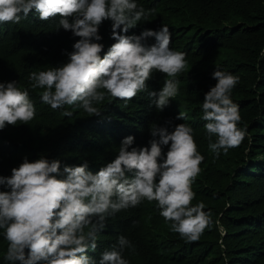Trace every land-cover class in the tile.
I'll return each mask as SVG.
<instances>
[{"label":"clouds","instance_id":"clouds-1","mask_svg":"<svg viewBox=\"0 0 264 264\" xmlns=\"http://www.w3.org/2000/svg\"><path fill=\"white\" fill-rule=\"evenodd\" d=\"M32 10L42 21L59 17V27L79 37L67 52L66 63L28 77L32 89H43L41 102L62 110L63 117L71 119L77 109L101 116L96 105L106 95L110 101H131L147 91L153 71L167 79L158 91H148L151 104L162 111L177 96L176 77L186 68V54L171 48L166 24L159 30L127 35L146 15L136 0H0V24H19ZM106 20L112 21L115 42L101 56L99 28ZM149 37H155V43L148 44ZM211 77L216 83L204 94L201 119L206 122L208 150L219 158L239 147L247 130L239 127V105L231 99L240 77L218 66ZM35 116L27 89L18 87L17 81L0 82V130L29 124ZM176 119L187 121V113L179 111ZM168 125L171 120L151 127L152 139L143 147L133 146L134 136L124 137L116 157L95 173L87 161L65 164L61 170L60 160L41 156L34 161L25 157L10 176L0 175V186L7 189L0 190V236L7 241L4 260L8 264H129L123 251L133 245L124 235L98 260L88 252L97 250L98 235L110 217L145 200L155 202L159 215L170 222L169 230L185 243L198 242L213 223L219 226L203 201L192 203L196 196L192 184L204 161L193 128L186 122L171 130ZM163 146H168L166 152ZM221 233L226 230L221 228Z\"/></svg>","mask_w":264,"mask_h":264},{"label":"trees","instance_id":"trees-1","mask_svg":"<svg viewBox=\"0 0 264 264\" xmlns=\"http://www.w3.org/2000/svg\"><path fill=\"white\" fill-rule=\"evenodd\" d=\"M146 10L144 18L127 35H139L145 29L159 30L163 24L172 36L171 48L186 54V68L176 79L178 94L159 111L151 104L148 91H158L167 77L153 71L147 91L131 101L111 100L106 95L101 116H88L74 110L71 119L43 104L32 89L29 74L58 67L68 60L67 52L79 37L59 27V17L42 21L35 10L19 24H0V82L17 81L27 89L36 107L29 124L8 125L0 130V175L10 176L11 169L23 159L41 156L77 166L87 161L95 173L112 161L124 137L134 136V147L148 145L151 127L169 130L186 122L193 128L199 152L204 156L202 171L192 184L196 193L193 204L203 201L211 210L213 223L200 240L185 243L171 232L170 222L159 215L155 202L143 201L110 217L98 235L95 252L117 244L124 235L133 245L123 256L129 264H264V0H136ZM112 21L99 28L104 52L115 41L111 38ZM155 43V37L147 39ZM239 76L231 93L242 117L239 127L247 136L239 147L219 158L208 150V139L201 119L204 94L214 86L215 67ZM259 95V100H257ZM67 107V106H66ZM179 111L187 121L177 120ZM215 141V137H213ZM167 151L168 146H163ZM131 175V173H128ZM0 190H7L0 186ZM221 228L226 234L221 233ZM7 241L0 236V264Z\"/></svg>","mask_w":264,"mask_h":264}]
</instances>
